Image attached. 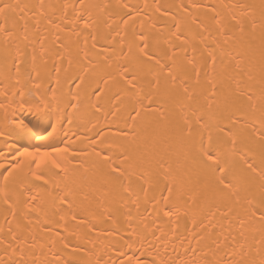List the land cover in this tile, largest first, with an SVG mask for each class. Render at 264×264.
Here are the masks:
<instances>
[{
  "label": "snow or ice",
  "instance_id": "1",
  "mask_svg": "<svg viewBox=\"0 0 264 264\" xmlns=\"http://www.w3.org/2000/svg\"><path fill=\"white\" fill-rule=\"evenodd\" d=\"M29 18L41 49L40 20L55 40L25 78ZM13 104L83 132L19 152L26 172L0 163V264H264V0H0V137L27 128ZM69 223L105 250L69 242Z\"/></svg>",
  "mask_w": 264,
  "mask_h": 264
},
{
  "label": "bare ground",
  "instance_id": "2",
  "mask_svg": "<svg viewBox=\"0 0 264 264\" xmlns=\"http://www.w3.org/2000/svg\"><path fill=\"white\" fill-rule=\"evenodd\" d=\"M46 4L55 3L59 4L65 2V0H44ZM70 2V0H68ZM129 3L133 4H143L144 0H128ZM202 3V4H212V3H247L251 2V0H147V3L155 6L156 3L161 5H175L178 3ZM255 2H259V0H255ZM150 14L153 15V23L156 24L157 30H161L163 33L167 34L172 29L173 20L171 16L163 17L159 14L153 12L152 8L147 10ZM172 14L177 13V9H171ZM195 15H202L201 12H194ZM31 17V14H27ZM182 15V13H181ZM37 21L35 19H28V27H29V37L28 41H24L23 39H18L16 42V47L19 48L20 54L19 58L23 61L21 65V73L27 78L28 74L31 73L32 76L36 75V72L33 70L34 67L42 70L43 58L41 56L42 51H47L52 49L53 41L55 40V36L53 35V29H46V25L43 20L39 21V28L43 35L47 36V39L44 42V49H41L39 44L35 42L34 33H35V25ZM23 21H21V26ZM139 28V23L136 25ZM20 28H17V33L19 34ZM62 38H66L64 33L61 34ZM73 40L76 38L73 36ZM91 44V41H89ZM15 54V52L13 53ZM35 55L36 61L35 65H33L32 57ZM47 58V57H45ZM48 59V68H52V59ZM41 107V112L38 114L35 110L36 106L33 105V111L29 112L26 110H21V108L13 104L8 109V120H15L17 123L23 122L27 128L21 130L20 128L11 129L9 134L5 137H0V163L4 164L5 167H9L12 162V156L16 155L17 159L20 162L21 168L23 171L28 170V163L30 157H19V152L24 151H34L36 147H40L41 151H50L51 147H63L66 141V135L68 137L72 136L73 132L80 134L83 132V129L76 126H69L67 123L63 122L62 112L57 109L55 105L52 106L51 110ZM4 122V115L0 113V125ZM101 122L103 123V119L101 118ZM63 123V127L61 124ZM51 126V127H49ZM55 129L52 132L51 137L47 140L41 141L39 139L40 136H47L48 132H51L52 129ZM71 128V130H69ZM74 146L83 147V145L79 144V141L76 142ZM2 171V170H0ZM2 223V220H0ZM98 227L105 228L109 227V225L104 224L102 222L97 221ZM55 227V225H53ZM72 225L69 223V232L64 235L67 236V240L71 243H80L84 245L85 249H91L93 244H96V251L98 254L102 253L105 249L103 247L107 242L97 241L94 236H90L85 238L86 229H77L75 235L72 234ZM35 234L37 236V243L47 242L49 240V236L45 235L40 231L39 228H34ZM182 251V249H181ZM113 259L115 258L116 253H111ZM107 258V257H106ZM71 259V257H70Z\"/></svg>",
  "mask_w": 264,
  "mask_h": 264
}]
</instances>
